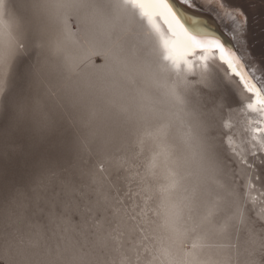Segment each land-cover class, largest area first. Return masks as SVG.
<instances>
[{"label":"snow or ice","instance_id":"obj_1","mask_svg":"<svg viewBox=\"0 0 264 264\" xmlns=\"http://www.w3.org/2000/svg\"><path fill=\"white\" fill-rule=\"evenodd\" d=\"M215 6L264 59V0ZM213 52L259 116L239 149ZM262 124L235 46L176 0H0V264H264Z\"/></svg>","mask_w":264,"mask_h":264},{"label":"bare ground","instance_id":"obj_2","mask_svg":"<svg viewBox=\"0 0 264 264\" xmlns=\"http://www.w3.org/2000/svg\"><path fill=\"white\" fill-rule=\"evenodd\" d=\"M210 1L212 0H209V1L208 0H197V4L201 8L203 7L204 9L212 12L213 17L215 16L214 18L216 22L219 24L218 26L220 28L226 29L228 32H230V35L231 34L233 35L232 42L237 46V48L247 51L249 56L261 67V69L264 72V59H262L261 57L259 46L251 45L247 49H245L243 42L240 36L238 35V32L235 30V25L232 24L231 20L227 16V13H224V11H222L220 8L213 6L212 5L213 2H210ZM222 1L226 3V0H222ZM184 6L186 7V5ZM187 8L189 9V7H186L185 9ZM201 13H202L201 15L206 14L204 12H201ZM144 27L145 29L152 31L151 26L148 25L147 21H144ZM159 27L162 32L166 33V25H164L162 21L159 22ZM73 31H75V27L73 28ZM153 34L155 35V33ZM73 39H79V37H74ZM69 48L71 50V43L69 44ZM199 55H201V53H197L196 56L189 57V59L193 60L195 64V70L197 72L199 71V61L197 59ZM212 56L214 57V59L209 61V66L212 67L214 71H216L221 77V79L223 80L222 95L224 96V100L226 104V107L224 109L223 122L225 125H228V124L234 125L233 131L235 132V134L233 135V139L239 149V147H243L242 140L244 139L243 133H244V125L246 121L249 119L259 120V116L255 113H250L246 115L245 113L241 112V109L247 103L251 102V100L253 99L252 95L250 93H247L245 90H243L242 86H238L239 85L238 78L232 75L230 72H228L226 66L221 61H219L218 53L213 52ZM92 63L96 65L103 64V59L100 57L94 56L92 58ZM95 71L102 73L104 70L95 69ZM240 92H243V97L239 95ZM261 126L264 127V124H262ZM225 131H228V129L226 128ZM135 151L137 153H140L138 163L141 164V167L139 168L133 167L127 173H125L128 179L125 181V185H124V191L130 190L134 198L136 197V194L140 191V187H141L139 184L138 177L136 176V173L144 172L143 164L145 162V159L146 157H149L151 155V153L148 152L147 150V146L145 147L143 152H141V149L139 146L136 147ZM248 159H249V162L252 163L253 158L249 156ZM234 167L236 166L234 165ZM257 168L259 170V165H257ZM240 183L244 184L246 183V181L241 179ZM257 187L260 188L261 191L253 192L252 195L256 196L257 200L260 201L264 199V184L257 182ZM137 202H139V200H137ZM257 207H259V205H257ZM194 239L195 238L193 237L192 240L188 241L187 248L191 247V244L194 241ZM216 242L220 243L221 241H216Z\"/></svg>","mask_w":264,"mask_h":264},{"label":"water","instance_id":"obj_3","mask_svg":"<svg viewBox=\"0 0 264 264\" xmlns=\"http://www.w3.org/2000/svg\"><path fill=\"white\" fill-rule=\"evenodd\" d=\"M176 3H177L178 7L183 8L184 14L198 18V23L200 25L207 28L209 30V32L212 33L213 35L220 36L222 41L226 45H233V42H232L230 36L228 34H226V32L222 28H220L218 26L219 24L216 22L215 18L211 14L204 12L206 14L201 15L202 14L201 11L194 10L190 7H189L190 10L188 8L185 9L188 6L185 7L184 4H182L181 2H179L177 0H176ZM191 9L200 13V14L192 11Z\"/></svg>","mask_w":264,"mask_h":264},{"label":"rangeland","instance_id":"obj_4","mask_svg":"<svg viewBox=\"0 0 264 264\" xmlns=\"http://www.w3.org/2000/svg\"><path fill=\"white\" fill-rule=\"evenodd\" d=\"M209 1V0H208ZM210 2H213V6H215V5H217V4H219V5H224L225 4V2L224 1H222V0H217V1H215V0H212V1H210ZM216 7V6H215ZM222 11H224V13H227V9L226 8H220Z\"/></svg>","mask_w":264,"mask_h":264}]
</instances>
